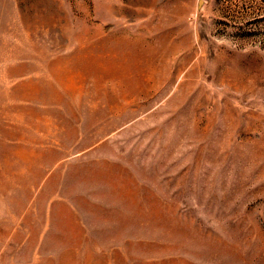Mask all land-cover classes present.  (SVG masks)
I'll list each match as a JSON object with an SVG mask.
<instances>
[{"label":"rangeland","instance_id":"rangeland-1","mask_svg":"<svg viewBox=\"0 0 264 264\" xmlns=\"http://www.w3.org/2000/svg\"><path fill=\"white\" fill-rule=\"evenodd\" d=\"M0 264H264V0H0Z\"/></svg>","mask_w":264,"mask_h":264}]
</instances>
